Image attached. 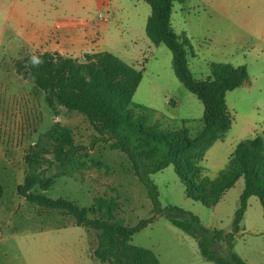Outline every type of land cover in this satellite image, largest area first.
Segmentation results:
<instances>
[{
	"label": "rangeland",
	"instance_id": "obj_1",
	"mask_svg": "<svg viewBox=\"0 0 264 264\" xmlns=\"http://www.w3.org/2000/svg\"><path fill=\"white\" fill-rule=\"evenodd\" d=\"M101 14L105 21L99 20ZM150 15L146 0H0V264H108L94 257V231L17 194L29 170L27 153L55 122L70 128L75 144L84 148L61 162H55L52 152L45 156L49 162L40 171L46 177L62 175L46 196L87 209L101 199L108 201L113 204L110 221L128 226L154 215L152 200L127 156L110 144H93L97 133L80 113L60 107L55 115L43 91L16 69L19 61L45 53L49 44L70 45L76 59L83 57L80 48L109 52L143 70L129 109L144 106L162 113V129H187L194 138L202 128L203 104L176 77L167 46L155 47L148 38ZM171 22L177 34L185 32L191 40L196 56L189 55L188 63L196 80L212 77V63L248 71V82L227 94L231 129L200 163L204 176L214 181L240 141L264 135V0L175 3ZM151 179L163 209L178 207L198 216L207 228L232 232L243 179L212 208L188 198L172 166ZM101 216L109 219L105 209ZM131 244L152 251L161 264H215L202 257L196 239L171 225L167 212L135 234ZM227 246L222 243L223 249ZM234 251L248 264H264V213L256 197L249 199Z\"/></svg>",
	"mask_w": 264,
	"mask_h": 264
},
{
	"label": "trees",
	"instance_id": "obj_2",
	"mask_svg": "<svg viewBox=\"0 0 264 264\" xmlns=\"http://www.w3.org/2000/svg\"><path fill=\"white\" fill-rule=\"evenodd\" d=\"M187 1L146 0L151 6V15L145 31L154 46L164 44L171 51L176 77L203 104L202 128L194 138L187 129H162L161 121L166 118L162 113L144 106H137V112L129 109L142 81L143 70L114 54L86 53L82 57L86 62L81 63L80 59L46 52L16 64L18 74L43 91L45 103L55 115H59L60 107L80 113L97 133L93 144L104 142L110 144L112 150L124 153L135 177L152 200L154 215L128 226L110 221L113 204L108 201L101 199L87 209L67 199H52L45 193L62 175L46 177L40 171L41 166L49 162L45 156L52 152L55 162H61L75 157L84 147L75 144L70 128L55 122L30 148L26 155L29 170L17 187L18 196L39 208L72 216L78 227L94 231L97 237L94 257L101 263L161 264L152 251L131 242L133 236L152 223L157 215L167 212L171 225L197 240L205 260L215 264H248L234 251V240L241 230L250 198L259 199L264 213V135L240 141L229 156L226 168L218 172L214 181L204 176L205 168L200 163L206 152L225 138L233 124L227 94L246 84L249 75L242 66L212 63L211 78L196 80L193 77L188 56L195 57L196 53L191 40L185 32L177 34L171 22L175 3ZM170 166L185 186L188 198L207 208L215 207L240 179L244 180L231 233L225 235L221 230L207 228L198 216L178 207H161L151 176ZM3 196L4 188L0 184V199ZM103 209L108 220L101 216ZM223 242H227L226 249L222 248Z\"/></svg>",
	"mask_w": 264,
	"mask_h": 264
},
{
	"label": "crops",
	"instance_id": "obj_3",
	"mask_svg": "<svg viewBox=\"0 0 264 264\" xmlns=\"http://www.w3.org/2000/svg\"><path fill=\"white\" fill-rule=\"evenodd\" d=\"M241 22V21H240ZM239 24H241V25H243L242 24V22L241 23H239ZM239 26V27H241L242 28V26ZM228 26V25H227ZM262 36H264V33L262 34ZM33 40H35V39H33ZM87 42V41H86ZM154 46V45H153ZM156 47V46H155ZM91 51V52H90ZM46 52H48V53H59V54H62V55H65V56H70V57H73V58H76L75 56H74V54L73 53H76L75 52V49H73V47H71L70 45H67V46H60V45H58V44H56V45H54V44H49V47L47 48V50L45 51V53ZM86 53H97V52H95L94 50H85L84 48H80L79 49V54H80V56L81 55H84V54H86ZM99 53V52H98ZM101 53V52H100Z\"/></svg>",
	"mask_w": 264,
	"mask_h": 264
},
{
	"label": "water",
	"instance_id": "obj_4",
	"mask_svg": "<svg viewBox=\"0 0 264 264\" xmlns=\"http://www.w3.org/2000/svg\"><path fill=\"white\" fill-rule=\"evenodd\" d=\"M58 54H59V53H55V55H58ZM80 62H81V63H85V62H86V59H85V58H81V59H80Z\"/></svg>",
	"mask_w": 264,
	"mask_h": 264
},
{
	"label": "built area",
	"instance_id": "obj_5",
	"mask_svg": "<svg viewBox=\"0 0 264 264\" xmlns=\"http://www.w3.org/2000/svg\"><path fill=\"white\" fill-rule=\"evenodd\" d=\"M99 20L100 21H105L104 17L102 16V14L99 16Z\"/></svg>",
	"mask_w": 264,
	"mask_h": 264
}]
</instances>
